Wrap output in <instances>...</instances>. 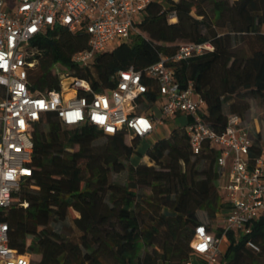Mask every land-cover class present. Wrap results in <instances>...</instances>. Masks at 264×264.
Returning <instances> with one entry per match:
<instances>
[{"label":"trees","instance_id":"16d2710c","mask_svg":"<svg viewBox=\"0 0 264 264\" xmlns=\"http://www.w3.org/2000/svg\"><path fill=\"white\" fill-rule=\"evenodd\" d=\"M164 2L154 10L158 2L153 0L130 40L99 52L86 65L71 58L87 45L86 33L59 26L36 36L30 41L36 48L28 71L30 90L58 87L52 66L59 62L69 75L88 80L92 91H102L115 84L120 69H141L161 54H173L181 42L207 41L212 49L168 63L178 80H191L204 98V117L211 127L223 130L229 113L242 116L248 107L242 89L253 97L264 95V0ZM187 37L189 41H181ZM237 37L246 42L248 53L236 52ZM155 98V92L146 91L137 99V110L143 111ZM99 137L105 140L96 142ZM137 141L87 123L64 125L46 113L33 133V174L3 216L9 244L31 252L32 264H105L107 257L114 264H183L191 253L194 227L210 223L223 206L214 151L193 153L184 127L176 126L147 148V160L133 163ZM254 146L260 148V143L256 140ZM127 166L124 183L110 179V172ZM71 210L76 213L75 237L63 230ZM227 238L223 264H264V214L249 234L235 238L229 230ZM248 238L258 249L247 244Z\"/></svg>","mask_w":264,"mask_h":264},{"label":"built area","instance_id":"2783aa9c","mask_svg":"<svg viewBox=\"0 0 264 264\" xmlns=\"http://www.w3.org/2000/svg\"><path fill=\"white\" fill-rule=\"evenodd\" d=\"M152 1L0 0V85L4 88L0 96V264H32L31 252L9 244L3 216L16 191L33 174V133L48 112L64 125L87 123L107 134L123 132L130 142L148 136L166 118L186 116L181 126L191 151H214L223 206L210 223L194 227L191 253L183 264H223L222 241L227 232L233 231L235 238L249 234L253 222L264 214V147L254 146L250 128L235 112L227 115L223 130H214L204 117V98L191 80H178L168 63L212 49L210 42H181L173 54H161L141 69H120L114 74L115 84L102 91H92L88 80L73 75L66 84L60 80L58 87L30 90L28 71L36 59L32 57L36 48L30 45L33 38L59 26L86 33L87 45L71 55L76 64L86 65L99 52L137 32L136 22ZM148 90L156 94L155 106L138 111L137 99ZM246 241L258 249L250 238Z\"/></svg>","mask_w":264,"mask_h":264},{"label":"rangeland","instance_id":"374dc122","mask_svg":"<svg viewBox=\"0 0 264 264\" xmlns=\"http://www.w3.org/2000/svg\"><path fill=\"white\" fill-rule=\"evenodd\" d=\"M157 2H158L157 5L153 7L154 10L157 7L165 4L164 0H157ZM170 18H172L171 19L172 21L176 19L173 16H170ZM261 29L264 30V26H262ZM131 36L127 40H130ZM181 41H189V38L187 37L186 39H182ZM233 46L237 53L249 52L246 42L238 37L234 39ZM52 71L59 76V80L61 81L71 76L69 75V69L66 68L65 65L59 62L55 63L52 66ZM240 94L242 100L248 104L247 109L242 114V119L244 120V122H246V124L250 128L255 141L257 140L264 147V95L253 97L250 96L244 89L240 91ZM138 104L140 105L141 102L138 101ZM150 105L152 107L155 106L153 102H151ZM185 121H186V116L183 114H179L177 115V117L174 118L172 117L166 118L164 120L163 125H160L148 136L138 139L135 146L136 150L131 158L132 162L137 163L139 161L147 160L143 156V153L147 150V148L150 147L156 139L168 135L173 128H175L176 126H181L182 124L185 123ZM104 140H105L104 137H99L97 138L96 142H102ZM127 174H128V166L119 172H110L109 177L113 181L124 183L127 179ZM143 190L145 192L150 191V189L146 186L143 187ZM198 215L201 219H206L205 213L202 210H198ZM74 216H76V213L71 210L69 212L68 218L64 221V227H63L65 233H67L71 237H75L77 233V229L72 222ZM227 240H228L227 238L223 239L222 241L223 248L226 246ZM34 258H37V255H35ZM105 264H114V261L111 257H107L105 259Z\"/></svg>","mask_w":264,"mask_h":264},{"label":"bare ground","instance_id":"6f19581e","mask_svg":"<svg viewBox=\"0 0 264 264\" xmlns=\"http://www.w3.org/2000/svg\"><path fill=\"white\" fill-rule=\"evenodd\" d=\"M67 83V79L63 80V84H66Z\"/></svg>","mask_w":264,"mask_h":264},{"label":"crops","instance_id":"0c3cea01","mask_svg":"<svg viewBox=\"0 0 264 264\" xmlns=\"http://www.w3.org/2000/svg\"><path fill=\"white\" fill-rule=\"evenodd\" d=\"M143 156L146 158V155L143 153Z\"/></svg>","mask_w":264,"mask_h":264}]
</instances>
